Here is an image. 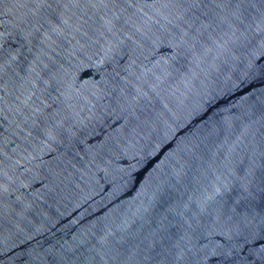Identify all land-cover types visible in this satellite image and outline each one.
I'll return each instance as SVG.
<instances>
[{"label":"water","instance_id":"1","mask_svg":"<svg viewBox=\"0 0 264 264\" xmlns=\"http://www.w3.org/2000/svg\"><path fill=\"white\" fill-rule=\"evenodd\" d=\"M0 264H264V0H0Z\"/></svg>","mask_w":264,"mask_h":264}]
</instances>
